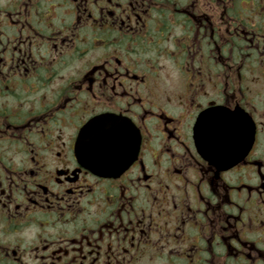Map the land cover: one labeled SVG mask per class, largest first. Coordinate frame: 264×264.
I'll return each instance as SVG.
<instances>
[{"label": "flooded vegetation", "instance_id": "1", "mask_svg": "<svg viewBox=\"0 0 264 264\" xmlns=\"http://www.w3.org/2000/svg\"><path fill=\"white\" fill-rule=\"evenodd\" d=\"M0 264H264V0H0Z\"/></svg>", "mask_w": 264, "mask_h": 264}]
</instances>
